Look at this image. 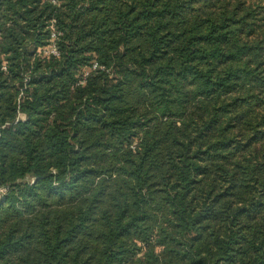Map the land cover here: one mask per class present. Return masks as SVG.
<instances>
[{
	"label": "trees",
	"instance_id": "obj_1",
	"mask_svg": "<svg viewBox=\"0 0 264 264\" xmlns=\"http://www.w3.org/2000/svg\"><path fill=\"white\" fill-rule=\"evenodd\" d=\"M0 189V264H264V0H0Z\"/></svg>",
	"mask_w": 264,
	"mask_h": 264
},
{
	"label": "built area",
	"instance_id": "obj_2",
	"mask_svg": "<svg viewBox=\"0 0 264 264\" xmlns=\"http://www.w3.org/2000/svg\"><path fill=\"white\" fill-rule=\"evenodd\" d=\"M58 39V33L56 30H53L52 32V40H51V45L47 48V53H52L54 55H58L59 52H58V48H57V45H56V41ZM98 67V64L95 63L93 65V68L96 69ZM5 192V189H0V194L3 195Z\"/></svg>",
	"mask_w": 264,
	"mask_h": 264
}]
</instances>
